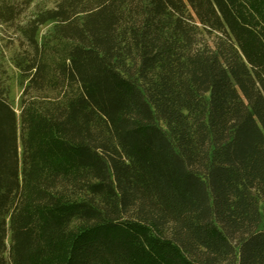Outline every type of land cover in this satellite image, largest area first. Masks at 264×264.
<instances>
[{
  "label": "trees",
  "instance_id": "1",
  "mask_svg": "<svg viewBox=\"0 0 264 264\" xmlns=\"http://www.w3.org/2000/svg\"><path fill=\"white\" fill-rule=\"evenodd\" d=\"M0 264H264V0H0Z\"/></svg>",
  "mask_w": 264,
  "mask_h": 264
},
{
  "label": "rangeland",
  "instance_id": "2",
  "mask_svg": "<svg viewBox=\"0 0 264 264\" xmlns=\"http://www.w3.org/2000/svg\"><path fill=\"white\" fill-rule=\"evenodd\" d=\"M47 26L42 28V32L46 30ZM16 69L12 68V79H11V99L13 102V105L16 109L17 113H20V95H21V88L18 86L16 82Z\"/></svg>",
  "mask_w": 264,
  "mask_h": 264
}]
</instances>
